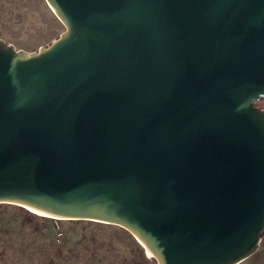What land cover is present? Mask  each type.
<instances>
[{
  "label": "water",
  "instance_id": "obj_1",
  "mask_svg": "<svg viewBox=\"0 0 264 264\" xmlns=\"http://www.w3.org/2000/svg\"><path fill=\"white\" fill-rule=\"evenodd\" d=\"M0 38V205L128 233L155 264H242L264 233V0H43Z\"/></svg>",
  "mask_w": 264,
  "mask_h": 264
},
{
  "label": "rangeland",
  "instance_id": "obj_2",
  "mask_svg": "<svg viewBox=\"0 0 264 264\" xmlns=\"http://www.w3.org/2000/svg\"><path fill=\"white\" fill-rule=\"evenodd\" d=\"M63 31L43 0H0V38L28 52ZM256 107L264 109V102ZM0 264H155L124 230L92 222H59L0 205ZM242 264H264V238Z\"/></svg>",
  "mask_w": 264,
  "mask_h": 264
},
{
  "label": "flooded vegetation",
  "instance_id": "obj_3",
  "mask_svg": "<svg viewBox=\"0 0 264 264\" xmlns=\"http://www.w3.org/2000/svg\"><path fill=\"white\" fill-rule=\"evenodd\" d=\"M260 102H264V100H259L258 102H256L255 106H257Z\"/></svg>",
  "mask_w": 264,
  "mask_h": 264
},
{
  "label": "trees",
  "instance_id": "obj_4",
  "mask_svg": "<svg viewBox=\"0 0 264 264\" xmlns=\"http://www.w3.org/2000/svg\"><path fill=\"white\" fill-rule=\"evenodd\" d=\"M261 238H264V233L262 234Z\"/></svg>",
  "mask_w": 264,
  "mask_h": 264
}]
</instances>
